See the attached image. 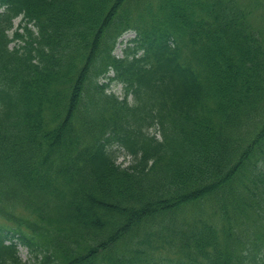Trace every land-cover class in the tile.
Returning a JSON list of instances; mask_svg holds the SVG:
<instances>
[{"label": "trees", "instance_id": "1", "mask_svg": "<svg viewBox=\"0 0 264 264\" xmlns=\"http://www.w3.org/2000/svg\"><path fill=\"white\" fill-rule=\"evenodd\" d=\"M0 6V264H264V0Z\"/></svg>", "mask_w": 264, "mask_h": 264}, {"label": "rangeland", "instance_id": "2", "mask_svg": "<svg viewBox=\"0 0 264 264\" xmlns=\"http://www.w3.org/2000/svg\"><path fill=\"white\" fill-rule=\"evenodd\" d=\"M256 7H258V6H256ZM0 9H1V7H0ZM261 9H262V8H260V7H259V8H254V11H253V13H252V16H254L255 13H256V14H258V13L260 14L261 11H262ZM256 19H258V18L256 17ZM21 20H22V17H21V16H19L18 18L15 19V27H14V29H15V28H18V26H19L20 23H21V22H20ZM23 23L25 24V23H27V21H26V20H23ZM29 26H30L31 28H33V29H36V27L34 26L33 22H30V23H29ZM14 29L10 30V33H11V34H13ZM19 31L22 32L21 29H19ZM135 35H136V33H135V31H133V30L126 31V32L120 37V39H119V40H121V41H119V43H118L117 46H116V49H115V51H114L115 54L121 56V55L124 53V50H125V48H126L127 46H129V45H133L134 43H130V42H129V39L132 38V37H134ZM14 44H15V42H12V43H11V45H14ZM111 90H113V91H115L116 93L122 95V94H123V90H124V88H123V86H122L121 83L113 82V83H111ZM152 130L154 131V129H152ZM114 148L119 149V147H118L117 145H115ZM130 160H131V155L126 154V150H125L124 148L119 149L118 162L122 163L123 165H126V164H128V162H129ZM20 253H21V256H22V258H23L24 261H26V262H29V261H30V256H29V253H28L26 247H24V246L21 245V246H20Z\"/></svg>", "mask_w": 264, "mask_h": 264}]
</instances>
